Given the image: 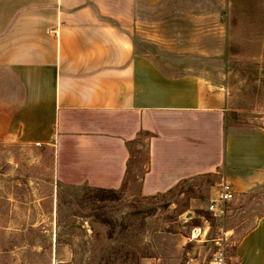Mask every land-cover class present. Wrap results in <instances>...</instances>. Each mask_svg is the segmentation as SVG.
Wrapping results in <instances>:
<instances>
[{"label": "crops", "instance_id": "obj_1", "mask_svg": "<svg viewBox=\"0 0 264 264\" xmlns=\"http://www.w3.org/2000/svg\"><path fill=\"white\" fill-rule=\"evenodd\" d=\"M212 2L214 10L229 4ZM149 7L0 0V141L51 149L59 184L116 191L125 183L127 143L147 132L140 195L203 174L225 178L235 198L261 187L264 130L225 127L227 93L211 75L222 67L205 51H180L174 39L152 46L146 26L154 22L141 16ZM175 241L180 250L186 237ZM225 251L227 264H264V212Z\"/></svg>", "mask_w": 264, "mask_h": 264}, {"label": "rangeland", "instance_id": "obj_2", "mask_svg": "<svg viewBox=\"0 0 264 264\" xmlns=\"http://www.w3.org/2000/svg\"><path fill=\"white\" fill-rule=\"evenodd\" d=\"M147 1L141 16L154 22L146 26L152 46L166 48L174 39L180 51L209 53L222 67L211 75L226 90L233 128L264 130V0H229L215 10L213 0ZM135 146L139 152L122 189L100 192L55 182L51 149L0 141V264H130L141 253L150 256L137 264L145 258L169 264L167 258L177 256L208 264L264 212L262 185L237 195L214 217L207 205L218 179L210 175L143 200L138 189L146 141ZM196 226L200 235L189 239ZM179 235L186 241L175 250Z\"/></svg>", "mask_w": 264, "mask_h": 264}, {"label": "built area", "instance_id": "obj_3", "mask_svg": "<svg viewBox=\"0 0 264 264\" xmlns=\"http://www.w3.org/2000/svg\"><path fill=\"white\" fill-rule=\"evenodd\" d=\"M235 199V191L232 185L223 177H220L215 186L214 196L209 199L207 209L214 217H219L223 214L224 206L227 202ZM201 228L193 227L189 239H193L200 235ZM226 251L219 247L213 254L208 264H227Z\"/></svg>", "mask_w": 264, "mask_h": 264}, {"label": "trees", "instance_id": "obj_4", "mask_svg": "<svg viewBox=\"0 0 264 264\" xmlns=\"http://www.w3.org/2000/svg\"><path fill=\"white\" fill-rule=\"evenodd\" d=\"M231 118H233L232 115H230V114H227L226 115V117H225V127L226 128H232V127L236 126V124H234L233 122L230 121ZM149 136H150V134L147 133V132H139L138 135H137V137L134 140H132V141H130V142L127 143L128 149H129V163L127 165L125 183H126V181L128 179V176L130 174V171H131V162H132L133 158H135L136 155L139 152V151H137V148H136L135 145L138 144V143H140L141 140L147 139ZM147 162H148V155H147V146H146V157H145V167H144V171L146 170V164H147ZM209 175L210 176H213V177H215V178L218 179V176L216 174H203V175H199V176H209ZM194 177H197V176H194ZM194 177H191V178H188V179H193ZM181 181H183V180H181ZM181 181H179L178 183H176L173 187H171L170 189L166 190L165 192H168L171 189H173L175 186H177L179 183H181ZM125 183H123V186L125 185ZM123 186H121L120 189H122ZM94 190H97V191H100V192H114L115 191V190H104V189H94ZM116 191H118V190H116ZM165 192H163V193H165ZM159 194H161V192L156 193L154 195L141 196V198L143 200H152L156 196H158ZM209 213H211V212L209 211ZM147 256H150V255H148L146 253H141L130 264H137V260H139L141 257H147Z\"/></svg>", "mask_w": 264, "mask_h": 264}]
</instances>
